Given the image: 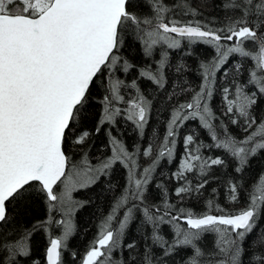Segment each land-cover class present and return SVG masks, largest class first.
<instances>
[{
  "label": "snow or ice",
  "instance_id": "obj_1",
  "mask_svg": "<svg viewBox=\"0 0 264 264\" xmlns=\"http://www.w3.org/2000/svg\"><path fill=\"white\" fill-rule=\"evenodd\" d=\"M0 264H264V0H0Z\"/></svg>",
  "mask_w": 264,
  "mask_h": 264
},
{
  "label": "trees",
  "instance_id": "obj_2",
  "mask_svg": "<svg viewBox=\"0 0 264 264\" xmlns=\"http://www.w3.org/2000/svg\"><path fill=\"white\" fill-rule=\"evenodd\" d=\"M195 75L194 73L192 74ZM162 130V129H161ZM221 191L223 192V188H221ZM174 193H173V199H174ZM220 203L224 204L225 207H231V205L228 204V202L221 198ZM78 223L81 225L82 228H87L86 235H77L73 238L71 241L73 245L79 247L80 249H83L84 245L87 243V240L91 238L95 231V219L94 217H90L87 214H81L78 218Z\"/></svg>",
  "mask_w": 264,
  "mask_h": 264
}]
</instances>
